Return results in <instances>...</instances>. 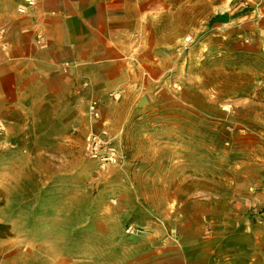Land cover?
I'll use <instances>...</instances> for the list:
<instances>
[{"label": "crops", "instance_id": "1", "mask_svg": "<svg viewBox=\"0 0 264 264\" xmlns=\"http://www.w3.org/2000/svg\"><path fill=\"white\" fill-rule=\"evenodd\" d=\"M219 4L230 9L212 17L211 0H0V264H264V186L246 210L204 205L176 242L162 226L98 230L107 219L89 196L97 162L84 151L88 131L117 136L171 75L204 83L226 39L262 49L264 0ZM92 99L99 109L111 100L97 119Z\"/></svg>", "mask_w": 264, "mask_h": 264}, {"label": "rangeland", "instance_id": "2", "mask_svg": "<svg viewBox=\"0 0 264 264\" xmlns=\"http://www.w3.org/2000/svg\"><path fill=\"white\" fill-rule=\"evenodd\" d=\"M222 9L230 7L211 0L212 17ZM233 42L226 39L225 51L211 57L204 83L188 86L171 75L161 100L137 103L117 136L110 131L114 138L105 130L121 157L103 167L92 159L96 189L89 196L107 219L98 230L127 235L141 223L146 233L162 226L176 242L204 205L246 210L253 188L264 186V45L241 51L246 46ZM172 96L176 101L165 102ZM111 100H99L100 110Z\"/></svg>", "mask_w": 264, "mask_h": 264}, {"label": "built area", "instance_id": "3", "mask_svg": "<svg viewBox=\"0 0 264 264\" xmlns=\"http://www.w3.org/2000/svg\"><path fill=\"white\" fill-rule=\"evenodd\" d=\"M185 42L190 41V36L184 38ZM108 96L112 100H118L121 97V92L111 91ZM87 112L93 119L100 117V109L98 100L92 99L87 106ZM84 151L88 157L99 162L100 166L106 164H115L120 160L121 154L114 145L105 130L100 132L88 131L84 137ZM130 228L126 229L129 232Z\"/></svg>", "mask_w": 264, "mask_h": 264}, {"label": "water", "instance_id": "4", "mask_svg": "<svg viewBox=\"0 0 264 264\" xmlns=\"http://www.w3.org/2000/svg\"><path fill=\"white\" fill-rule=\"evenodd\" d=\"M149 101V98L146 95H143L139 101H138V105H143L146 104Z\"/></svg>", "mask_w": 264, "mask_h": 264}]
</instances>
